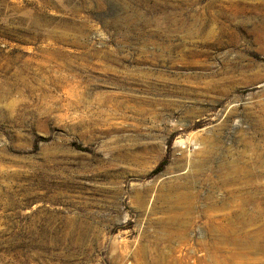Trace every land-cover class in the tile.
<instances>
[{
    "label": "rangeland",
    "instance_id": "374dc122",
    "mask_svg": "<svg viewBox=\"0 0 264 264\" xmlns=\"http://www.w3.org/2000/svg\"><path fill=\"white\" fill-rule=\"evenodd\" d=\"M0 264H264V0H0Z\"/></svg>",
    "mask_w": 264,
    "mask_h": 264
},
{
    "label": "trees",
    "instance_id": "16d2710c",
    "mask_svg": "<svg viewBox=\"0 0 264 264\" xmlns=\"http://www.w3.org/2000/svg\"><path fill=\"white\" fill-rule=\"evenodd\" d=\"M161 168H162V166H160V167L158 168V171H160V170H161Z\"/></svg>",
    "mask_w": 264,
    "mask_h": 264
}]
</instances>
